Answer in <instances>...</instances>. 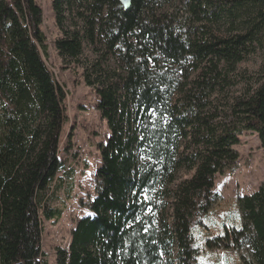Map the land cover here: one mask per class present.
<instances>
[{
  "label": "trees",
  "instance_id": "1",
  "mask_svg": "<svg viewBox=\"0 0 264 264\" xmlns=\"http://www.w3.org/2000/svg\"><path fill=\"white\" fill-rule=\"evenodd\" d=\"M155 2L53 0L63 31L56 49L85 67L109 129L98 145L95 197L85 204L91 215L78 221L69 250H58V264H174L175 251L180 264H197L203 247L238 244L233 226L199 234L212 182L238 163L240 136L258 133L264 144V83L222 98L239 65L264 48V0H181L179 14ZM42 17L37 0H0V264H45L44 221L63 215L48 203L65 168L68 94L45 59ZM86 43L97 56L87 65ZM170 65L188 71L189 89ZM217 97L223 106H214ZM182 170L197 172L172 191ZM237 204L259 232L253 264H264V193Z\"/></svg>",
  "mask_w": 264,
  "mask_h": 264
},
{
  "label": "rangeland",
  "instance_id": "2",
  "mask_svg": "<svg viewBox=\"0 0 264 264\" xmlns=\"http://www.w3.org/2000/svg\"><path fill=\"white\" fill-rule=\"evenodd\" d=\"M155 9L160 12H182L181 0H155ZM43 11L42 31L47 38L48 53L45 57L47 64L54 75L56 82L67 92L65 104L67 123L65 125L60 158L64 162V169L52 184L51 202L54 209L63 211L58 220L44 221V234L42 242L43 262L45 264H58V250H69L71 233L80 219L91 215L86 203L95 197V175L101 166V157L98 145L105 143L109 135L107 122L100 115L98 104L100 102L95 90L86 85L85 67L77 64H68L60 57L56 42L63 37V31L57 21L53 9V0H37ZM66 11L65 28L74 31L75 21ZM81 26H83L81 24ZM97 58L93 48L85 44L83 62H93ZM117 72H123L121 65L115 60L108 64ZM171 66V65H170ZM177 71L176 76L186 89L190 80H184L185 69L180 66H171ZM236 86L222 96L226 101L228 97L237 98L243 95L249 87L257 89L264 83V48L239 65L236 71ZM179 90H176V92ZM179 93V92H178ZM179 96V94H177ZM176 96V97H177ZM222 98L213 102L214 106H223ZM232 101V99L230 100ZM241 143L235 147L239 153L238 163L232 172L217 174L212 182L211 199L213 200L210 212L205 216L200 230L202 235L213 237L221 236L228 227H235L238 235V244L231 243V248L224 250L201 249L197 264H253L256 261V251L253 243L256 242L259 232L253 223L246 225L244 210L238 206V198L253 199L264 193V144L258 133H246L240 136ZM197 172V170H195ZM178 172L177 183L192 180L196 173ZM173 200L169 201L167 210L168 220L171 224ZM206 227V229H204ZM199 232L197 231V234ZM252 235L250 241L248 237ZM236 248V249H235ZM165 259V258H164ZM174 264H180L178 253L173 256Z\"/></svg>",
  "mask_w": 264,
  "mask_h": 264
}]
</instances>
